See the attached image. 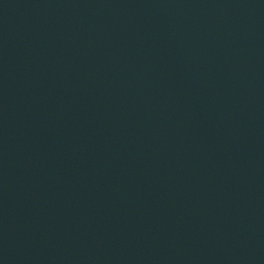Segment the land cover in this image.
<instances>
[{
	"label": "water",
	"instance_id": "95a60500",
	"mask_svg": "<svg viewBox=\"0 0 264 264\" xmlns=\"http://www.w3.org/2000/svg\"><path fill=\"white\" fill-rule=\"evenodd\" d=\"M0 264H264V0H0Z\"/></svg>",
	"mask_w": 264,
	"mask_h": 264
}]
</instances>
